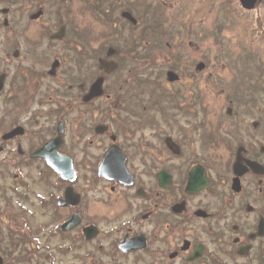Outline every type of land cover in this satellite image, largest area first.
<instances>
[{
  "label": "flooded vegetation",
  "instance_id": "obj_1",
  "mask_svg": "<svg viewBox=\"0 0 264 264\" xmlns=\"http://www.w3.org/2000/svg\"><path fill=\"white\" fill-rule=\"evenodd\" d=\"M21 1L33 8L26 15L0 0V264H264L258 107L222 100L225 109L210 113L201 106L204 60L154 70L151 80L125 69L145 68L142 57L154 65V51L128 57L109 27L92 35L88 22L68 19L71 29L62 0L50 30L43 3L51 0ZM100 2L116 29L141 22L138 43L147 26L134 1ZM27 19L45 29L31 50ZM146 43L157 50L165 41ZM132 79L150 95L135 101L140 90L124 88ZM69 162L74 173L55 171Z\"/></svg>",
  "mask_w": 264,
  "mask_h": 264
},
{
  "label": "rangeland",
  "instance_id": "obj_2",
  "mask_svg": "<svg viewBox=\"0 0 264 264\" xmlns=\"http://www.w3.org/2000/svg\"><path fill=\"white\" fill-rule=\"evenodd\" d=\"M15 1L20 7L18 10L25 15L33 9L31 5H25L21 0ZM133 1L129 8L136 17L141 13H147L144 20H141L147 26L144 36L139 37L136 40L138 43L135 44L132 42V33L134 29L139 31L141 22L136 27L121 23L122 28L119 29L112 24V17H109L106 23L101 22L96 7L98 0H62L57 4L69 9V15L73 19L64 10L62 15L66 20L70 19L79 26L88 22L94 29L92 35H96L98 31L106 32L109 27L111 38L123 40L118 43L115 41L114 44L128 49V53L131 50L132 55L142 54L144 47L148 48L147 53L154 51V65L150 63L138 70L137 64L130 60L125 71L130 69L153 80L154 70L163 71L170 65L189 66L198 60H204L209 64L204 74L209 83L200 93L206 99H203L205 102L201 104L204 109L206 107L210 113L221 112L225 109L220 103L223 100L224 105L231 104L228 106L230 109L233 104L236 108H245L247 105L249 108L258 107L259 114L264 115V0H258L251 9L241 7L239 0H156V4L151 7H147V0ZM47 3L50 5L43 3L47 7L44 16L47 20H52L49 25L52 30L55 28L53 20L56 1L51 0ZM163 3L167 6L164 7ZM107 4L103 6V11L106 10ZM161 11H165L163 17L158 15ZM163 19L168 22L167 24L164 22L166 35L160 26ZM70 20L68 26L73 29ZM21 25L25 27L24 34L31 38L28 42V49L31 50L40 43L45 29L29 19L24 20ZM161 40L169 45L164 43L162 49L154 50L146 43L154 41L159 46ZM179 40L185 43V47L179 45ZM176 49L179 50L178 53L175 52ZM120 73L118 70L112 72L113 84L117 85L121 80ZM157 79L160 81L161 78L158 76ZM130 81L124 88L140 90L136 91L138 95L135 101L138 100L141 91L145 95H150L146 83H139L136 79ZM201 99H198V104Z\"/></svg>",
  "mask_w": 264,
  "mask_h": 264
},
{
  "label": "water",
  "instance_id": "obj_3",
  "mask_svg": "<svg viewBox=\"0 0 264 264\" xmlns=\"http://www.w3.org/2000/svg\"><path fill=\"white\" fill-rule=\"evenodd\" d=\"M258 0H239V4L241 5V7H243L244 9H251L254 4L257 2ZM122 15L129 21L132 23H135V18L131 15L130 12H123ZM168 77L171 78L170 76H172L173 74L171 73H167ZM99 84L100 81H97L92 87L91 90L93 91V93H96L95 95H97L98 91H99ZM53 143H55V141H53ZM55 171H57V173H60L63 177L69 175L70 171L71 173H74V170H72L71 164L66 163V164H58L55 166Z\"/></svg>",
  "mask_w": 264,
  "mask_h": 264
},
{
  "label": "trees",
  "instance_id": "obj_4",
  "mask_svg": "<svg viewBox=\"0 0 264 264\" xmlns=\"http://www.w3.org/2000/svg\"><path fill=\"white\" fill-rule=\"evenodd\" d=\"M25 1V0H24ZM101 0H98V3H96V7H97V9H98V12L100 13L101 12V8L99 7L100 5H101V2H100ZM142 15H145V14H142ZM141 15V16H142ZM143 17V16H142ZM98 18L101 20V21H103V22H106V18L107 17H102V15H101V13L100 14H98ZM144 18V17H143ZM141 36L143 37L144 36V34H143V32H141ZM123 55H126V56H128L129 57V53H123ZM125 56V57H126ZM141 62H143L144 63V65H148V64H150L151 63V60H149V57H142V59L140 60Z\"/></svg>",
  "mask_w": 264,
  "mask_h": 264
}]
</instances>
